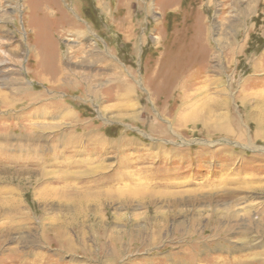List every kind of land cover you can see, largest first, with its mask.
<instances>
[{
    "label": "rangeland",
    "instance_id": "1",
    "mask_svg": "<svg viewBox=\"0 0 264 264\" xmlns=\"http://www.w3.org/2000/svg\"><path fill=\"white\" fill-rule=\"evenodd\" d=\"M0 264H264V0H0Z\"/></svg>",
    "mask_w": 264,
    "mask_h": 264
},
{
    "label": "crops",
    "instance_id": "2",
    "mask_svg": "<svg viewBox=\"0 0 264 264\" xmlns=\"http://www.w3.org/2000/svg\"><path fill=\"white\" fill-rule=\"evenodd\" d=\"M59 16H61V13L59 14ZM59 16H49L48 19L46 18L47 16L43 17V15L41 16V14L38 17L37 15H35V17L33 18L34 20L32 19L31 25L35 28L43 29L44 31V33H42V35L44 36L37 37V43L38 45H41L40 48L42 49L43 55L41 66L43 65V68L47 69L46 77L44 80H46L49 84H53L54 86H66V83L68 82H65L64 80L58 81L63 69L64 60L66 58L62 55L61 48H59L56 38L52 34L53 32H49V29H51L52 27H56L55 23L62 20L61 18H59ZM111 22H114V19H112Z\"/></svg>",
    "mask_w": 264,
    "mask_h": 264
}]
</instances>
